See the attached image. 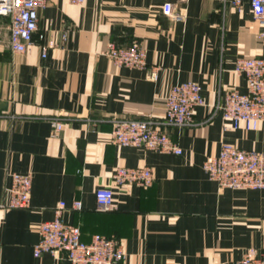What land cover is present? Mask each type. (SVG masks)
Wrapping results in <instances>:
<instances>
[{"label":"crops","instance_id":"1","mask_svg":"<svg viewBox=\"0 0 264 264\" xmlns=\"http://www.w3.org/2000/svg\"><path fill=\"white\" fill-rule=\"evenodd\" d=\"M48 0L39 32H70L65 47L41 56L10 47V21L0 16V199L8 173H32L30 207L0 208V264H71L66 253L35 255L40 224L55 217L79 225L82 240L96 233L124 246L121 264H238L244 252H264V189L220 188L204 171L224 143L264 151V122L225 129L216 105L224 93L247 91L235 73L238 57L264 56V25L249 0ZM185 10L172 19L164 4ZM147 49L146 69L116 66L102 54L109 41ZM160 66L157 81L150 67ZM192 80L206 104L194 124L168 125L172 86ZM63 123L53 135L52 119ZM150 119L177 142L180 155L111 141L114 120ZM150 167L154 184L118 183V167ZM113 190L117 208L99 203L96 190ZM81 200L83 208H72Z\"/></svg>","mask_w":264,"mask_h":264},{"label":"built area","instance_id":"2","mask_svg":"<svg viewBox=\"0 0 264 264\" xmlns=\"http://www.w3.org/2000/svg\"><path fill=\"white\" fill-rule=\"evenodd\" d=\"M81 5L87 0H70ZM187 3L188 0H180ZM225 3L227 0H223ZM243 0H232V5L240 9ZM255 18L264 25V0H249ZM48 0H0V16L9 17L10 47L14 53H24L38 45L41 56L47 58L50 51L65 47L70 32L63 30L59 36L46 37L39 32L40 10ZM164 12L172 19L184 21L186 11L178 10L172 3L164 4ZM102 54L118 67L146 69L148 66L147 49L138 39L128 45L109 41ZM149 77L153 81L159 78L160 66L150 67ZM234 71L247 82V91L237 88L224 93L216 105L225 121V129H236L244 125L247 129H256L264 122V56L238 57ZM206 104L202 87L195 81L187 80L175 83L166 98V121L168 125H193L197 107ZM53 135L63 130L62 121L52 119ZM111 141L122 146H137L146 149L182 154L183 150L167 132L150 119L117 118L111 131ZM208 177L216 181L220 188L264 189V151L243 149L230 143H224L216 155H211L203 163ZM10 183L5 187V198L0 199V208L30 207L33 187L32 173H8ZM118 183H137L142 187L154 184V175L150 167H118L113 174ZM99 203L110 209L117 208L113 190H96ZM66 201H60L55 208V217L40 224V240L35 245L36 256L44 252L58 255L66 253L71 264H121L125 259L123 243L113 236L96 233L89 242L82 240L79 225L69 223L63 218L67 209ZM72 208L81 210L83 203L75 200ZM238 264H264V252L255 248L247 249Z\"/></svg>","mask_w":264,"mask_h":264}]
</instances>
